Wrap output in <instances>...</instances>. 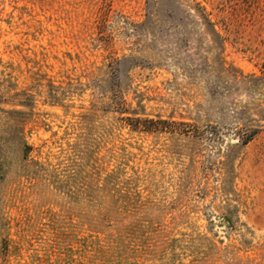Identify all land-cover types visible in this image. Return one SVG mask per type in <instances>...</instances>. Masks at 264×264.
<instances>
[{
	"label": "rangeland",
	"instance_id": "rangeland-1",
	"mask_svg": "<svg viewBox=\"0 0 264 264\" xmlns=\"http://www.w3.org/2000/svg\"><path fill=\"white\" fill-rule=\"evenodd\" d=\"M0 264H264V0H0Z\"/></svg>",
	"mask_w": 264,
	"mask_h": 264
},
{
	"label": "trees",
	"instance_id": "trees-1",
	"mask_svg": "<svg viewBox=\"0 0 264 264\" xmlns=\"http://www.w3.org/2000/svg\"><path fill=\"white\" fill-rule=\"evenodd\" d=\"M209 23V22H208Z\"/></svg>",
	"mask_w": 264,
	"mask_h": 264
}]
</instances>
